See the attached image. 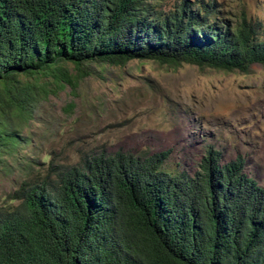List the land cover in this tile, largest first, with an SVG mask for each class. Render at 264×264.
I'll return each mask as SVG.
<instances>
[{
	"label": "trees",
	"instance_id": "obj_1",
	"mask_svg": "<svg viewBox=\"0 0 264 264\" xmlns=\"http://www.w3.org/2000/svg\"><path fill=\"white\" fill-rule=\"evenodd\" d=\"M0 0V161L19 155L0 203V264H264V185L242 160L208 151L195 175L147 156L105 151L41 166L20 135L49 94L77 82L65 65L150 58L247 72L264 38L215 0ZM259 25V22L256 24ZM74 104L67 105V111Z\"/></svg>",
	"mask_w": 264,
	"mask_h": 264
},
{
	"label": "rangeland",
	"instance_id": "obj_2",
	"mask_svg": "<svg viewBox=\"0 0 264 264\" xmlns=\"http://www.w3.org/2000/svg\"><path fill=\"white\" fill-rule=\"evenodd\" d=\"M215 1L222 19L238 24L245 15L264 38V0ZM178 3L163 0L162 9ZM65 69L77 87L39 76L51 91L20 133L30 140L20 152L42 160V167L51 159L71 165L101 151L135 156L167 151L166 170L195 175L214 151L220 163L242 160L245 173L264 185L263 64L242 73L136 58L122 65L70 63ZM70 102L74 106L67 111ZM3 158L0 203L21 180L20 156Z\"/></svg>",
	"mask_w": 264,
	"mask_h": 264
}]
</instances>
